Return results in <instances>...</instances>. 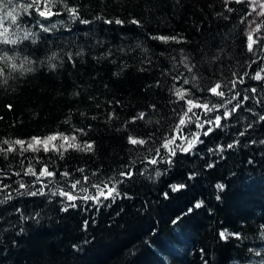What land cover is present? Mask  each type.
Returning <instances> with one entry per match:
<instances>
[{
    "label": "trees",
    "instance_id": "trees-1",
    "mask_svg": "<svg viewBox=\"0 0 264 264\" xmlns=\"http://www.w3.org/2000/svg\"><path fill=\"white\" fill-rule=\"evenodd\" d=\"M78 2L86 19L102 14L123 23L94 21L87 37L74 29L58 43L84 49L75 67L67 63L56 73L41 71L19 85L0 87V147L8 141L17 149L0 153V180L11 185L0 200L6 192L13 197L0 203V264H227L234 253L239 259L248 247H259L264 80L253 77H264V18L249 51L248 0ZM239 78L244 83L233 87ZM216 83L223 98L208 92ZM177 90L210 110L193 108L185 115L188 106ZM140 112L145 118L133 123ZM51 135L75 136L69 142L79 148L58 139L53 143L59 152L27 149L33 137ZM129 136L146 143L131 145ZM16 140L26 142L23 149ZM85 143H93V150H80ZM44 165L56 174H23L28 168L39 173ZM157 171L162 175L156 177ZM20 183L27 185L20 192L43 189V195H19ZM113 188L119 192L115 199L108 196ZM99 191L105 195L98 201L84 199ZM225 228L246 239L221 241Z\"/></svg>",
    "mask_w": 264,
    "mask_h": 264
},
{
    "label": "clouds",
    "instance_id": "clouds-1",
    "mask_svg": "<svg viewBox=\"0 0 264 264\" xmlns=\"http://www.w3.org/2000/svg\"><path fill=\"white\" fill-rule=\"evenodd\" d=\"M250 6L253 11L256 8L260 9L257 12V16H264V2L262 0H251ZM228 10L232 11V9ZM83 13L84 8H82L78 0H0V87L19 85L29 77L38 75L41 71H44L45 74L56 73L65 67L67 63H71L75 67L76 58L84 56V49L78 48L73 51L71 46L65 48L64 45L58 42L65 37L73 36L75 32L79 31H83L84 36L87 37L92 31L87 26L92 25L94 21L104 20L105 24H112L109 23L112 20L105 19L102 14L96 15L92 19H86ZM114 21L120 22L115 23L116 25L123 23L118 18ZM77 25L85 27L81 29L77 28ZM259 29L260 25H257L255 30L259 31ZM160 37L153 36L151 38L160 40ZM169 40L180 42L176 37H165L163 41L167 42ZM96 43H101V41L97 40ZM44 45H49L50 47L46 48L43 54L37 56L36 52L40 51ZM140 70L143 71V69ZM189 71H191V68H189ZM185 83H188V81L185 80ZM138 115L143 116L145 113L140 112ZM111 118L112 116L110 115L109 119ZM133 120L134 118H132V122ZM77 131L85 136L88 135L83 128H79ZM62 137L63 135H61ZM195 143L196 141L193 140L188 147ZM261 143H264V141ZM88 144L93 145V143H85L80 150L85 152L92 151L93 147L89 149L87 147ZM77 148H79V145H77ZM161 175V172H156V177ZM216 187L223 190L225 185L218 183ZM176 190L174 187L173 191ZM113 193H115V196H119V192L115 188L109 190L108 195L113 196ZM18 194L29 196L43 195V189L39 190V193L28 191ZM66 194L62 193L65 196ZM53 195H56V193L54 192ZM104 195L103 191H99L98 196H85L84 199L98 201L99 197ZM115 196H113V199H115ZM12 198V195H5L4 199L0 200V203ZM216 200L220 201L221 197L217 195ZM63 210L66 211V208ZM258 227L260 229L257 233L258 242H264V222L260 223ZM219 238L225 243L230 238L239 240L242 243L246 239L240 232L229 231L227 228L219 232ZM237 247H240V245ZM247 254H251V256L249 257ZM242 260L244 264H264V243H261L259 247H248L245 255L239 257V259L234 253L232 258L227 261V264H241Z\"/></svg>",
    "mask_w": 264,
    "mask_h": 264
},
{
    "label": "snow or ice",
    "instance_id": "snow-or-ice-1",
    "mask_svg": "<svg viewBox=\"0 0 264 264\" xmlns=\"http://www.w3.org/2000/svg\"><path fill=\"white\" fill-rule=\"evenodd\" d=\"M236 3H240V4H244L246 2V0H235ZM109 23H120L119 21H109ZM131 23L133 24H138L139 22L138 21H131ZM160 40H164L165 37L161 36L159 38ZM247 48L249 51H253V46L255 44H257V38H254V36L252 34H249L248 37H247ZM262 72H264V69H261ZM245 75H247V73H245ZM253 79L257 80V81H261V80H264V77H262L260 75V73L256 74ZM237 83H240V84H243L244 83V80L243 78H239L238 80H233L232 81V85L233 87H235V85ZM222 89V86L220 83H216L213 87L209 88L208 89V92L212 95H215V96H218V97H221L223 98L225 96V92ZM251 91L254 93L256 92V88H252ZM181 100H185V103L186 105L188 106L187 109H186V112H185V115H187L188 112H192V109L193 108H203L204 110H210L209 109V105L207 103H199V102H195L193 101L192 99L188 98L186 99V96L188 95L187 92H182L180 90H177V92L175 93ZM242 99H248V97H243ZM229 103H231V101L229 100L228 101ZM8 108H12V105L9 104L7 105ZM153 107H155V105H153ZM240 107V103L238 102L236 105H234L232 111H235L236 108H239ZM225 115H231V112H228V113H225ZM134 120H133V123L136 121V120H143L145 118V115L141 116V115H136L133 117ZM0 119H2V117H0ZM261 120H264V116L260 117ZM220 121H221V117H217L216 120H215V124L219 126L220 124ZM179 124L180 125H184L185 124V120L184 119H180L179 121ZM78 132V131H77ZM204 135H208V132H205ZM241 135H243V133H241ZM58 139H62L63 141V144L64 145H67L68 147L70 148H75L77 147V145H75L74 143H70L69 141H74L76 139L75 136H72V137H69V136H63L61 138V135H51V136H48L44 139H41L39 137H33L31 142H27V149H31L33 151L36 150L37 147H42L43 150L45 152H48V151H57L59 152L60 149L58 147H56V145L53 143L54 141L58 140ZM128 142L131 144V145H144L146 143V141L144 139H137L135 137H128ZM5 145H8L7 147H0V153H3L5 155H7L8 153H14L17 151L16 147L12 146V145H9V142L8 141H4L3 142ZM26 142L24 140H16L14 141V145H18L20 146L21 149L24 148ZM189 145H191V142L189 143ZM51 146V147H50ZM87 147L89 149H91L93 147L92 144H88ZM165 147H167V145H165ZM192 146L188 147V148H185L184 151H188L189 148H191ZM229 148L232 147L231 144L228 145ZM67 150V149H65ZM173 155H175V152L172 153ZM157 161L156 160H153L152 163H156ZM78 171H80L81 173L84 172V169L83 168H80L78 169ZM4 173V169L3 168H0V174H3ZM24 175H32L34 177H36L37 179H39L40 177H53L56 173L54 171H50L49 168L44 165L42 166L41 170L39 171V173H37V171L33 168H28L24 171L23 173ZM16 176H20L21 173L20 172H16L15 173ZM63 175L65 177H68L70 175L69 172H64ZM122 175H125V176H130L131 173H122ZM85 179H87V177H85ZM80 181H76L75 183L72 184V187H76V184H79ZM0 184L3 185V187H0V192H5L6 189L10 188L11 185L10 184H7V183H4L3 180H0ZM27 188V185L24 184V183H20L18 185V188L16 189L17 193H20V189H25ZM109 192V191H108ZM6 195H11L10 193H5ZM22 194V193H21ZM109 196V195H108ZM66 197L68 200H74L75 197L70 195V194H66ZM72 207H75V205H71ZM197 208L200 207L199 204L196 205ZM66 211H67V208H66Z\"/></svg>",
    "mask_w": 264,
    "mask_h": 264
},
{
    "label": "rangeland",
    "instance_id": "rangeland-1",
    "mask_svg": "<svg viewBox=\"0 0 264 264\" xmlns=\"http://www.w3.org/2000/svg\"><path fill=\"white\" fill-rule=\"evenodd\" d=\"M251 2V0H248ZM264 2V0H262ZM252 9V7H251ZM253 10V9H252ZM260 9L256 8L255 11H252L251 16L247 22V34L256 33V26L259 25V22L264 18V16H257V12H259Z\"/></svg>",
    "mask_w": 264,
    "mask_h": 264
}]
</instances>
